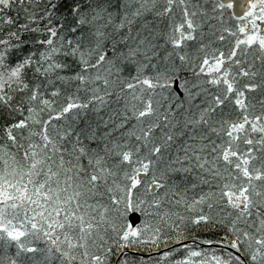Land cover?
I'll list each match as a JSON object with an SVG mask.
<instances>
[{
  "label": "snow or ice",
  "instance_id": "6c2138e0",
  "mask_svg": "<svg viewBox=\"0 0 264 264\" xmlns=\"http://www.w3.org/2000/svg\"><path fill=\"white\" fill-rule=\"evenodd\" d=\"M0 121V264H264V0H0Z\"/></svg>",
  "mask_w": 264,
  "mask_h": 264
},
{
  "label": "trees",
  "instance_id": "16d2710c",
  "mask_svg": "<svg viewBox=\"0 0 264 264\" xmlns=\"http://www.w3.org/2000/svg\"><path fill=\"white\" fill-rule=\"evenodd\" d=\"M0 124H2V121H0ZM0 130H2V129H0Z\"/></svg>",
  "mask_w": 264,
  "mask_h": 264
}]
</instances>
